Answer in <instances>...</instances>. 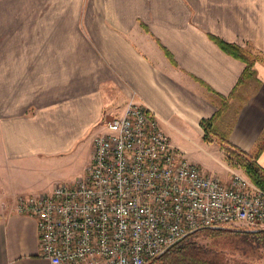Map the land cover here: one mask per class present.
Instances as JSON below:
<instances>
[{
    "label": "crops",
    "instance_id": "obj_1",
    "mask_svg": "<svg viewBox=\"0 0 264 264\" xmlns=\"http://www.w3.org/2000/svg\"><path fill=\"white\" fill-rule=\"evenodd\" d=\"M224 45L257 58L252 78L237 85L245 64ZM130 100L198 165L200 121L225 104L226 141L260 148L264 169V0H0V264H48L15 199L46 193L34 168Z\"/></svg>",
    "mask_w": 264,
    "mask_h": 264
},
{
    "label": "built area",
    "instance_id": "obj_2",
    "mask_svg": "<svg viewBox=\"0 0 264 264\" xmlns=\"http://www.w3.org/2000/svg\"><path fill=\"white\" fill-rule=\"evenodd\" d=\"M92 143L85 176L15 199L48 264H149L201 228L264 231V191L239 172H202L145 106L128 101Z\"/></svg>",
    "mask_w": 264,
    "mask_h": 264
},
{
    "label": "rangeland",
    "instance_id": "obj_3",
    "mask_svg": "<svg viewBox=\"0 0 264 264\" xmlns=\"http://www.w3.org/2000/svg\"><path fill=\"white\" fill-rule=\"evenodd\" d=\"M225 108L222 113L225 111ZM218 119L216 120L215 126H213V133L215 134L208 132L206 135L208 139L207 142H211L212 147L208 148L206 153L201 150H193L187 154H189V157L194 161L199 163V165H197L202 172L208 173L213 169L218 171L221 170L220 175L217 176L224 175L225 178L227 177L226 180H228L230 176V171L239 172L247 177L244 169L240 167L237 160L232 158L227 151L234 152V154L239 157H244V154L233 149L228 142L225 141L226 127L220 130L217 124ZM93 134L94 131H90L67 152L51 160L50 163L40 166L37 165L33 172L29 171V173L31 172L29 178L32 176L40 180V185L37 186V190L48 192L54 184H71L77 179L85 176V168L89 164L91 158L92 140L95 135ZM175 138L174 136L169 137L170 140H174ZM176 139L178 140L179 138L177 137ZM221 164L225 168H223ZM225 231H232L234 234L222 233L212 237L204 235L203 233H197L191 236L190 240L201 246L206 254L212 257L214 256L223 264H264V248L259 244L257 238L255 239V237H246L237 234L238 232L243 233L244 231ZM151 263H153V261Z\"/></svg>",
    "mask_w": 264,
    "mask_h": 264
},
{
    "label": "trees",
    "instance_id": "obj_4",
    "mask_svg": "<svg viewBox=\"0 0 264 264\" xmlns=\"http://www.w3.org/2000/svg\"><path fill=\"white\" fill-rule=\"evenodd\" d=\"M223 48L226 51H231V49H233L230 46H225V45L223 46ZM231 53H233V55L236 58H238L245 64V67L237 82V85H240L244 81L253 77L254 75L253 64L257 58L252 55L243 54L237 48H235V50L233 49ZM225 106L226 105L223 104L221 107H219V109L210 119L200 121V127L203 130V140L204 141L206 142L208 141L206 137L208 132L209 133L214 132L213 126H215L216 120L220 117ZM258 150L249 156L243 153L244 157H239L238 155H235L234 152H231V151H227V153L232 158L237 160L240 167L244 169L245 174L247 175L248 179L264 191V169H262L256 163V156L259 152ZM250 156H253V157H250ZM197 233H203L204 235H209L212 237L218 236L222 233H226L230 235L234 234V232L232 231H225V230H213V229H208V228L198 229L191 235L186 236L185 238L180 240L178 243L173 245L165 253H163L161 256L155 259L153 263L155 264H223L219 262L214 256L212 257L206 254L205 250L201 246H199L197 243L190 240V237L193 235H196ZM237 234L246 236V237L247 236L255 237V239L257 238V241H259V244L264 248V231L258 232V233H249V232L239 233L238 232Z\"/></svg>",
    "mask_w": 264,
    "mask_h": 264
},
{
    "label": "water",
    "instance_id": "obj_5",
    "mask_svg": "<svg viewBox=\"0 0 264 264\" xmlns=\"http://www.w3.org/2000/svg\"><path fill=\"white\" fill-rule=\"evenodd\" d=\"M211 229H213V230H218L219 228L218 227H213V228H211ZM238 231H240V230H238ZM244 232H249V233H258L259 231H257V230H246V231H244ZM193 232H190V233H188V234H186V236L187 235H190V234H192ZM184 237H182L180 240H182ZM180 240H178V241H176L175 243H173V244H171V245H169V246H167L161 253H160V255L159 256H161L163 253H165L168 249H170L173 245H175L176 243H178ZM158 256V257H159Z\"/></svg>",
    "mask_w": 264,
    "mask_h": 264
}]
</instances>
